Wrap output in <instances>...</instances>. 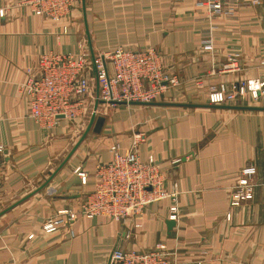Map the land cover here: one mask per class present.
I'll list each match as a JSON object with an SVG mask.
<instances>
[{
	"label": "crops",
	"instance_id": "1",
	"mask_svg": "<svg viewBox=\"0 0 264 264\" xmlns=\"http://www.w3.org/2000/svg\"><path fill=\"white\" fill-rule=\"evenodd\" d=\"M25 1L0 0V212L12 206L0 216V264H106L113 250L157 245L180 264H264V89L244 105H222L258 110L206 102L212 87L227 92L236 82L264 77V0H238L232 14L212 19L197 0H76L61 24L35 15ZM208 31L212 50L206 52L200 46ZM89 44L93 53L152 47L183 86L152 105L105 106L100 132L91 129L35 192L89 120L39 128L20 85L40 55L90 52ZM229 57L237 68L220 73ZM92 87L97 94L95 81ZM113 145L122 153L134 147L141 160L154 158L165 189L175 186L177 214L164 199L139 221L79 218L45 230L49 217L76 208L91 190L94 168L111 160ZM78 167L88 173L84 185ZM245 186L251 198L232 205Z\"/></svg>",
	"mask_w": 264,
	"mask_h": 264
},
{
	"label": "built area",
	"instance_id": "2",
	"mask_svg": "<svg viewBox=\"0 0 264 264\" xmlns=\"http://www.w3.org/2000/svg\"><path fill=\"white\" fill-rule=\"evenodd\" d=\"M209 18L225 13L230 15L238 6V0H197ZM252 3L256 0H249ZM30 10L45 16L54 23L67 22L76 0H26ZM67 26H63V31ZM210 31L205 35L200 49L212 50ZM264 65V62H263ZM236 60L229 57L220 69L228 72L236 69ZM215 72L211 70V73ZM97 85L93 94L92 82ZM182 80L176 74L165 71L158 52L152 47L139 50L114 47L104 53L85 51L80 54L44 53L39 56L34 70L29 72L20 91L28 98V116L42 129H49L60 120L68 123L85 121L95 115V103L115 105L129 102L152 103L169 90L181 89ZM201 80H196L199 88ZM264 89V77L241 80L225 92L214 87L206 95L209 105H244L255 100ZM5 147L0 143V164ZM111 160L98 163L94 168L93 184L76 208L58 210L49 217L45 230L63 228L79 218L103 217L120 222L127 217L140 220L143 212L152 204L164 199L172 200L168 208L172 216L177 214V191L164 187V174L152 156L141 160L134 147L122 153L118 145L110 147ZM179 160L174 161L178 162ZM81 184H86L88 173L80 167L74 170ZM237 194L231 202L251 198V189ZM106 264H180L174 253L164 245L151 251L116 249L109 253Z\"/></svg>",
	"mask_w": 264,
	"mask_h": 264
},
{
	"label": "water",
	"instance_id": "3",
	"mask_svg": "<svg viewBox=\"0 0 264 264\" xmlns=\"http://www.w3.org/2000/svg\"><path fill=\"white\" fill-rule=\"evenodd\" d=\"M89 40V38H87ZM89 51L91 56L93 55V51L92 48L89 44ZM122 104H126V105H152V103H142V102H129V103H122ZM174 105H181V106H193V105H187V104H174ZM98 106V102L95 103L94 109H96ZM224 108H231V109H248V110H258V108H253V107H241V106H222ZM102 126V118H97L95 117V115H92L89 123L85 129V131L83 132V134L81 135V137L79 138V140L75 143V145L72 147V149L70 150V152L67 154L66 158L63 160V162L60 164V166L53 172V174L50 175L49 179L46 180L44 182V184H42L35 192L41 190L44 186H46V184L50 181V179L54 176V174L64 165V163L71 157V155L74 153V151L77 149V147L80 145V143L82 142V140L86 137V135L88 134V132L92 129V131L94 133H99L100 132V128ZM93 127V128H92ZM33 192V193H35ZM32 193V194H33ZM31 195V194H30ZM22 201V200H21ZM19 203V202H18ZM12 207V206H11ZM11 207H8L7 209L3 210L0 212V216L2 214H4L5 212H7L9 209H11ZM167 227L168 229H170L173 225H174V221L169 220L166 221Z\"/></svg>",
	"mask_w": 264,
	"mask_h": 264
},
{
	"label": "rangeland",
	"instance_id": "4",
	"mask_svg": "<svg viewBox=\"0 0 264 264\" xmlns=\"http://www.w3.org/2000/svg\"><path fill=\"white\" fill-rule=\"evenodd\" d=\"M105 106L107 107L108 105L105 104V105H98V106H97V108H96V109H97V112H96V114H95L96 119H97V118H101V114H102V115L104 114L103 110H104V107H105ZM109 106H113V105L109 104ZM107 108H109V107H107ZM90 118H91V116H90L86 121L90 120ZM86 121H84L83 124L86 123ZM88 122H89V121H88ZM81 131H82V130H79V133H80ZM82 134H83V133H81V134H77L78 140H79V138L81 137ZM75 139H76V138H75ZM78 140H76V142H77ZM83 140H84V139H83ZM76 142H75V143H76ZM40 182H41V181H38L37 184H39ZM33 186L35 187V186H36V183H34ZM31 195H33V194H31ZM31 195H29V196H31ZM24 199H25V198H24ZM24 199H23V200H24ZM5 205H7V204H4V206H5ZM6 209H7V208H6ZM2 215H3V214H2Z\"/></svg>",
	"mask_w": 264,
	"mask_h": 264
}]
</instances>
